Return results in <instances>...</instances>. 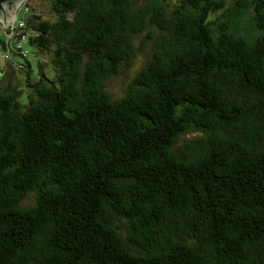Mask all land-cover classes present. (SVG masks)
<instances>
[{
  "label": "trees",
  "instance_id": "obj_1",
  "mask_svg": "<svg viewBox=\"0 0 264 264\" xmlns=\"http://www.w3.org/2000/svg\"><path fill=\"white\" fill-rule=\"evenodd\" d=\"M51 4L0 39V264H264V0Z\"/></svg>",
  "mask_w": 264,
  "mask_h": 264
},
{
  "label": "rangeland",
  "instance_id": "obj_2",
  "mask_svg": "<svg viewBox=\"0 0 264 264\" xmlns=\"http://www.w3.org/2000/svg\"><path fill=\"white\" fill-rule=\"evenodd\" d=\"M20 1V4L17 3ZM13 6L12 9L15 10V15L19 17H27L28 13H37L41 15L43 19L46 20H55L56 14L52 9L51 0H19ZM144 1V0H140ZM227 6L232 7L236 4L237 1L242 0H225ZM247 18V16H246ZM12 19V16L9 17L8 20ZM3 20L0 19V39L6 40L8 38L7 34L3 29H5L6 23H3ZM29 34L30 31H29ZM30 36V35H29ZM144 34L136 37L135 41L138 44V48L136 50L135 56L133 60L129 63L123 65L122 71L109 79L107 81L106 87L113 97L118 98L126 92L127 88L133 77L140 71V69L145 65L147 59L150 56V52L152 50V46L154 44V40L152 38H148L146 42H143ZM28 40V39H27ZM26 47L30 50L28 57L34 62L36 73L38 71V66L36 64V59L39 60V64L41 70L46 71L49 75H52L53 67H52V51H43L38 50L36 54L34 53V47L30 44H27ZM3 47L0 44V84L2 86L9 87L11 84L15 86L17 89H23L22 96L26 94L24 91L25 81H24V73L23 70L18 69L15 66L10 65L2 56ZM21 57L15 56V59H20ZM22 59V58H21ZM5 70V71H4ZM4 73V74H3ZM195 132H190L189 134H184L181 137L180 142H183L184 138L193 137ZM34 201V193H30L25 200L22 202L23 207H28Z\"/></svg>",
  "mask_w": 264,
  "mask_h": 264
},
{
  "label": "water",
  "instance_id": "obj_3",
  "mask_svg": "<svg viewBox=\"0 0 264 264\" xmlns=\"http://www.w3.org/2000/svg\"><path fill=\"white\" fill-rule=\"evenodd\" d=\"M18 1L19 0H2V2H0V18L4 23L8 21L13 12L15 14V10L12 8Z\"/></svg>",
  "mask_w": 264,
  "mask_h": 264
},
{
  "label": "built area",
  "instance_id": "obj_4",
  "mask_svg": "<svg viewBox=\"0 0 264 264\" xmlns=\"http://www.w3.org/2000/svg\"><path fill=\"white\" fill-rule=\"evenodd\" d=\"M23 26H24V21L22 19H20L19 16L15 15L14 17H12V19L7 21V23L5 25V30L9 29L10 30L9 34H13L16 30H20V28ZM4 56L6 58H8L10 56L9 51H5Z\"/></svg>",
  "mask_w": 264,
  "mask_h": 264
},
{
  "label": "bare ground",
  "instance_id": "obj_5",
  "mask_svg": "<svg viewBox=\"0 0 264 264\" xmlns=\"http://www.w3.org/2000/svg\"><path fill=\"white\" fill-rule=\"evenodd\" d=\"M18 5L20 4V1L17 3ZM12 17H14L15 16V14H14V12H13V14L11 15ZM1 19V18H0Z\"/></svg>",
  "mask_w": 264,
  "mask_h": 264
},
{
  "label": "snow or ice",
  "instance_id": "obj_6",
  "mask_svg": "<svg viewBox=\"0 0 264 264\" xmlns=\"http://www.w3.org/2000/svg\"><path fill=\"white\" fill-rule=\"evenodd\" d=\"M0 2H2V0H0Z\"/></svg>",
  "mask_w": 264,
  "mask_h": 264
}]
</instances>
